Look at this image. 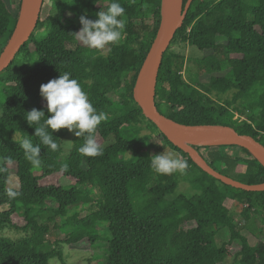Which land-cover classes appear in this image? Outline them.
<instances>
[{
  "label": "trees",
  "instance_id": "trees-1",
  "mask_svg": "<svg viewBox=\"0 0 264 264\" xmlns=\"http://www.w3.org/2000/svg\"><path fill=\"white\" fill-rule=\"evenodd\" d=\"M119 2L125 8L124 35L103 52L83 45L74 33L81 28L79 16L95 20L110 0H56L55 12L43 0L36 29L45 35L33 32L0 74V168L4 169L0 207H5L0 211V233L11 229L25 234L17 240L0 234V264H48L53 258L65 264L56 248L59 242L50 237L66 227L72 232L60 243L82 248L84 243L91 247L105 242L106 264H224L230 257L232 264H264V191L235 189L203 172L159 132L133 99L137 75L159 29L161 0ZM20 3L0 0V53L14 29ZM174 43L195 47L204 56L191 60L190 69L184 56L169 46L155 86L158 111L183 125L229 126L264 146V0H193L170 45ZM208 51L212 53L205 54ZM65 71L107 116L95 133L103 155L81 154L83 137L74 133L65 155L63 143L69 131L60 129L51 133L59 150L42 145L41 165L35 167L19 147L21 139L39 143L26 112L35 108L50 115L40 85ZM155 132L170 152L187 161L185 174L161 175L150 167L157 151L148 141ZM16 134L19 138L13 139ZM110 136L114 142L103 146ZM193 148L220 174L244 184H264L263 164L246 149ZM14 171L20 195L9 199L7 182ZM57 174L71 179V187L40 184ZM179 182H187L198 194L174 195ZM92 191L98 194L95 201ZM86 205L94 210L85 217L69 214ZM14 216L24 224L14 223ZM98 222L107 224L109 239L101 241ZM243 229L256 237L255 244H249ZM224 230L228 240L218 246Z\"/></svg>",
  "mask_w": 264,
  "mask_h": 264
},
{
  "label": "clouds",
  "instance_id": "clouds-1",
  "mask_svg": "<svg viewBox=\"0 0 264 264\" xmlns=\"http://www.w3.org/2000/svg\"><path fill=\"white\" fill-rule=\"evenodd\" d=\"M125 8L119 0H110L107 8L96 13V19L92 20L85 15L79 16L81 28L74 33L77 39L91 49L104 50L117 45L124 35ZM41 97L46 101V116L44 110L35 108L26 112V121L34 128V136L39 143L34 144L30 139H21L19 147L29 162L35 167L41 165V146H46L51 151L59 150L60 145L53 135L54 131L67 129L74 131L76 137H83V144L78 151L88 157L103 155V148L97 142L95 133L98 126L107 119L103 111H98L91 103L87 93L82 89L80 82L71 77V73L65 71L58 78L49 80L40 85ZM150 167L161 175H170L176 172L185 174L188 168L187 161L172 152H162L153 155ZM67 170V165L63 166ZM0 171L4 169L0 168ZM20 193L9 189V199L18 197Z\"/></svg>",
  "mask_w": 264,
  "mask_h": 264
},
{
  "label": "water",
  "instance_id": "water-1",
  "mask_svg": "<svg viewBox=\"0 0 264 264\" xmlns=\"http://www.w3.org/2000/svg\"><path fill=\"white\" fill-rule=\"evenodd\" d=\"M192 1L187 0L184 3L183 0H161L159 29L137 75L133 88V99L141 109L142 114L156 126L159 132L173 146L187 153L203 172L235 189L247 192L264 191V184H244L213 170L205 164L199 155L198 157L195 156L193 149L185 145L186 142L198 139L217 140L218 143L211 145L242 147L264 166V146L256 139L249 135L239 134L232 127L219 124H179L161 114L155 105V86L163 55L169 48L177 30L182 27ZM42 4L43 0H21L14 29L0 53V74L10 65L20 48L29 40L36 29Z\"/></svg>",
  "mask_w": 264,
  "mask_h": 264
},
{
  "label": "rangeland",
  "instance_id": "rangeland-1",
  "mask_svg": "<svg viewBox=\"0 0 264 264\" xmlns=\"http://www.w3.org/2000/svg\"><path fill=\"white\" fill-rule=\"evenodd\" d=\"M46 7L49 8V10L51 9L53 12H55L56 8V0H44ZM34 33L36 36L38 37H42L45 35V31H39L37 29L34 30ZM111 48V46H110ZM110 48H106L104 50H102L103 52H108ZM170 50L184 56L186 62L188 64H190V69L193 68V64L190 63L191 60L194 59H198L201 58L203 55L202 52H200L197 48L189 46L187 44L184 43H174L172 45H170ZM212 52L208 51L205 52V54H211ZM222 75V74H220ZM0 94H1V89H0ZM2 96H0L1 99ZM227 97V96H226ZM224 99V98H223ZM73 133L74 130L72 132L69 131L67 137L64 140L63 143V150H64V154L67 155V153L69 152L70 148H71V142H72V137H73ZM159 132H155L153 134V136L149 139V143L152 142L156 145V151L157 154H160L162 152H170V150L163 145L162 140L160 138V136L158 135ZM19 135H14L13 139H18ZM115 140L114 136H110L108 138V140L106 142L103 143V146L108 145L113 143ZM186 146L190 147L191 149H193L197 155H199L198 151H196L194 147H200L198 145H194L191 144L190 142H186L185 143ZM200 156V155H199ZM238 171L242 170V166H239ZM38 174V173H36ZM71 179L69 178H63L60 174L51 176L49 179L47 180H42L40 182L41 185H47V184H61L66 188L71 187ZM7 188L8 189H13L16 190L18 188V180L15 176V171L13 172V174H10L9 180L7 182ZM82 191H85L86 188H80ZM179 194H183L187 197H192L195 194H198V192L194 191L190 185L187 182H179L178 183V187L176 188L174 195H179ZM89 197V195H88ZM90 198L95 201L98 198V194L95 191H92L90 194ZM227 207H232V205L226 203L225 204ZM5 207H0V211L4 210ZM231 209V208H230ZM94 209L89 208L88 205L83 206V207H77V208H73L72 210H70L69 214L72 215L73 213H77L78 214V218H83L86 215H88L89 213H91ZM232 215L235 217L236 221L240 220V215L239 212L237 210L234 209V211L232 212ZM13 221L14 223H16L17 225L21 226L24 224V221L19 218L18 216H14L13 217ZM255 221V227H259L261 226V222L258 220V218L256 217L254 219ZM244 222L241 221V224H243ZM249 224V223H248ZM245 226H243L244 228ZM97 230L99 231L100 234H102V240H106L109 239V234L107 231V224L103 223V222H98L97 223ZM72 232V228L70 227H66L65 231H57L55 236L50 237V241L53 242L55 239H57V241L59 242L58 245H56V248H59L62 253H63V261L65 264H106L107 263V254H106V245L105 242L102 243L101 245H94L91 247H88L86 243H84L82 246V248H70L68 245L64 244V243H60L61 240H63V238H65L66 233ZM242 233L247 237L248 242L250 245L255 244L256 242V237H254L253 235L249 234L246 229L242 230ZM2 236L4 237H8L12 240H17V239H21L23 237H25V234H23L21 231H16V230H5L3 232L0 233ZM228 240V232L226 230L222 231L219 235V239H217L216 244L219 246L220 244L226 242ZM98 242V241H97ZM233 262V258H227L226 261L224 262V264H232ZM48 264H61L60 261L56 258H53L51 260L48 261Z\"/></svg>",
  "mask_w": 264,
  "mask_h": 264
},
{
  "label": "bare ground",
  "instance_id": "bare-ground-1",
  "mask_svg": "<svg viewBox=\"0 0 264 264\" xmlns=\"http://www.w3.org/2000/svg\"><path fill=\"white\" fill-rule=\"evenodd\" d=\"M190 142H192V143H194L195 145H198V146H204V145L216 144L219 141L213 140V139H202V140L198 139V140H192ZM194 154H195L196 157H198V155L195 153V151H194Z\"/></svg>",
  "mask_w": 264,
  "mask_h": 264
},
{
  "label": "built area",
  "instance_id": "built-area-1",
  "mask_svg": "<svg viewBox=\"0 0 264 264\" xmlns=\"http://www.w3.org/2000/svg\"><path fill=\"white\" fill-rule=\"evenodd\" d=\"M237 118V115L235 116V118L234 119H236Z\"/></svg>",
  "mask_w": 264,
  "mask_h": 264
}]
</instances>
